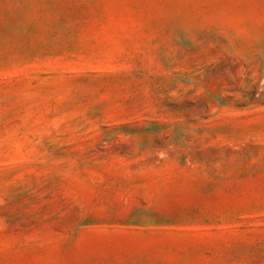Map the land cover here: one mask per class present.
I'll return each instance as SVG.
<instances>
[{"label": "rangeland", "instance_id": "1", "mask_svg": "<svg viewBox=\"0 0 264 264\" xmlns=\"http://www.w3.org/2000/svg\"><path fill=\"white\" fill-rule=\"evenodd\" d=\"M0 264H264V0H0Z\"/></svg>", "mask_w": 264, "mask_h": 264}]
</instances>
